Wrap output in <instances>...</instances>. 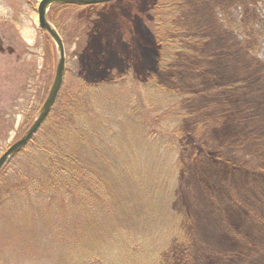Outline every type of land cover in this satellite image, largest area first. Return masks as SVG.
Returning a JSON list of instances; mask_svg holds the SVG:
<instances>
[{
    "label": "rangeland",
    "instance_id": "rangeland-1",
    "mask_svg": "<svg viewBox=\"0 0 264 264\" xmlns=\"http://www.w3.org/2000/svg\"><path fill=\"white\" fill-rule=\"evenodd\" d=\"M39 1L0 0V156L32 123L55 75L56 46L38 24ZM184 1L190 10L183 12L181 22L188 24L190 31L195 27L196 31L206 35V24L211 22L217 37L221 36L217 31L220 29L217 23H221L228 33H224L226 37L219 41L221 44L212 41L201 45L195 43L192 47L189 46L192 53L182 56L190 59L194 64L192 66L196 67L197 64L201 67L206 65V60H199L196 55L206 56L207 51L213 50L217 57L212 65L217 63L218 71L225 73L227 80L242 79L244 86L250 87L246 89L244 96H264V81L258 85V79L253 83L245 80L252 75L245 69H264V0H257L256 3L230 0L235 2L226 10L219 8L216 3L211 9L212 0H195L194 4L191 0ZM154 2L155 0H119L93 10L65 9L58 14L54 12L57 20H63L60 27H56L66 50L67 68L60 93L65 95L64 100H67L68 105H72L79 92L80 60L91 69H106L113 65L112 62L117 67L118 61L114 53L118 52L120 57L130 59L131 69L140 71L132 78L131 83L112 89L101 87L97 89L98 93L95 90L97 94L90 100L91 108H81L83 110L80 113L75 109L77 120L72 126H81L80 133L83 131L84 134H81L82 137L78 134L77 142L73 140L74 148L76 142L95 157L99 153V157L105 155L108 162L106 167L112 168L114 172L118 168L128 170L132 166H138V171L148 177L146 182L149 193L156 195L155 207L162 211L165 218L170 216L173 223L179 213L185 216V220L180 223V230L190 238H195L194 234L198 232L205 244L226 247L236 237L228 224L231 221L232 227L256 243L253 252L249 251L248 245L245 247L246 254L238 258L237 264H264V203H258V197L264 196V182L258 180L264 166H261L256 152H250L248 148L239 149L232 146L229 140H223L212 154H207L204 137L206 132L196 138V144L202 148L197 155L199 158L183 154L181 145V152L175 153L170 144L163 146L160 140L164 138L166 141V137L175 139L170 134L174 125L181 124V115H186V120L193 124L201 119L194 115L199 114L198 109L205 107L210 97L191 96L192 92L206 90L205 81L189 87L173 80L167 81L165 86L166 76L163 73H158L159 81L164 83L163 89L155 88L154 80L153 83L148 81L147 84L150 85L146 84L147 86L142 81L140 76L146 70L148 72V66L155 67L157 64L154 53L161 47L154 39V25L148 24V20L147 27L141 23L148 11L147 6ZM119 23L128 25L123 36L115 28ZM82 25L85 28L93 25V32H88L86 39L80 43L75 39V27ZM230 36L234 38L233 41L254 40V54L246 58L249 62L253 60V66L248 67V61H238L232 55L218 57L223 54L224 44L230 41L227 39ZM78 43L81 44V51ZM79 54L83 57H79ZM176 88L179 91L173 90ZM263 100L259 99L261 102ZM185 125H188L187 122ZM219 130L225 133L227 128L220 127ZM151 132L160 136L156 138ZM36 140L40 144V138ZM116 152H120V155L115 156ZM34 158L36 156L32 153L18 154L5 168L8 172L17 167L22 172H28ZM221 158L226 164H221ZM240 162H246L247 166L238 169ZM221 166H224L221 169L223 173L235 171L230 178L226 176L224 189L229 192L234 203L240 198L245 200L241 210L235 204L230 206L229 199L225 196L227 193L222 195L220 192L223 188L220 186L223 173L221 175L218 172ZM248 170L253 174L250 175ZM231 182L235 183L233 188L239 187L235 195L233 188L227 187ZM241 182H244L242 186ZM181 186L190 214L177 205L178 201L170 199L181 193ZM136 192H132L135 195L129 197L134 204L132 203L128 214L131 220L139 224V239L143 237L144 241L147 238L150 240L152 234L155 238H160L162 232L152 228L156 224L148 216L147 210L146 213L143 211V207L147 205L143 192L147 193V189L142 193ZM244 206L248 207L247 210H256V213L250 216L252 213L245 211L242 214ZM230 207H234L232 212H229ZM8 212L6 207L0 209V264H36L37 261L39 264H48L50 260L56 261L54 255L58 250L57 244L52 246L51 241L45 239L47 237L37 234L42 228L27 223L29 228L26 229L24 224L20 225L16 217H10ZM145 230H149L145 233L148 236L144 235ZM146 242L148 243L147 240ZM179 254H182V250ZM177 262L182 263L180 256Z\"/></svg>",
    "mask_w": 264,
    "mask_h": 264
},
{
    "label": "trees",
    "instance_id": "trees-1",
    "mask_svg": "<svg viewBox=\"0 0 264 264\" xmlns=\"http://www.w3.org/2000/svg\"><path fill=\"white\" fill-rule=\"evenodd\" d=\"M191 1L192 4L195 3V0ZM247 1L257 2V0ZM185 2L184 0H155L153 4L147 6L148 11L141 19V23L145 26L146 20H148V24L154 25L156 32L154 39L161 47L154 53L157 57L155 67L148 66V72L146 70L140 77L145 85L148 81L154 80L155 88L161 89H163L164 83L159 81L158 73H163L166 76L165 86L167 81L173 82V80L180 85L184 84L189 87L203 84L201 81H205L206 90L192 92L191 96L200 95L210 98L204 105L205 107L198 109L199 114L194 115L201 119L193 124L186 120V115H181V124L174 125L170 134L175 139H167L165 136L166 141L163 140L164 138H160V140L163 146L170 144L175 153L181 152L179 149L181 145L183 154L199 158L197 155L202 148L196 144V138L203 136V133L206 132L204 137L208 149H206L207 154H212L221 141L229 140L232 146L239 149L248 148L250 152L254 150L260 159L261 166H264V100L259 101V99H264V96L250 98H248L250 94L244 96V92L250 87L244 86L245 82L242 79L230 78L227 80V75L218 71L217 63L212 65L217 57L213 50V52L207 51L206 56L196 55L199 60H206V65L201 67L197 64H195L196 67L192 66L194 65L192 61L186 56H182L192 53L189 51V46L195 43L201 45L204 42L207 44L212 41L221 44L219 41L226 37L224 33H228L221 23H217L220 28L217 31L221 34L217 37L211 22L206 24V35L200 33L199 30L196 31L195 27H192L193 29L190 31L189 25L181 22L183 12L190 10L189 5L187 6ZM212 2L211 9L216 3L219 8L226 10L235 1L212 0ZM104 4L83 7L54 5L50 11V19L60 27L63 20H57L58 12L65 9L93 10ZM128 14L131 18V13ZM75 28L77 33L75 39L80 43L84 41V38L86 39L85 35L88 32H93V25L86 28L83 25ZM115 28L118 34L123 36L128 25L119 23ZM227 39L230 41L225 42L223 54L221 53L218 57L232 55L236 60L245 62L248 61L246 58L253 56L252 42L254 40L241 42L236 39L233 41L232 36ZM80 43L78 44L81 51ZM119 53L121 54V52ZM114 56L118 61L117 67L112 62L113 65H109L106 69L87 68L80 60L81 68L78 74L80 88L76 99L72 101V105H68L67 100H64L65 95L62 96L63 93H59L48 118L19 153H32L36 156V159L32 160V168L29 167L28 172H22L19 167L10 169V172L6 168L1 171L0 209L6 207L10 217H16L19 224H24L26 229L29 228L27 223L41 227L42 229H39L37 234L47 237L45 239L51 241L52 246L57 244L58 250L54 255L56 261L50 260L48 264H237L238 258H242L246 254L245 247L248 245L249 251L253 252L256 243L250 237H245L237 228L232 227L231 221L228 224L233 228L236 237L234 240H230V245H226V247L205 244L200 239L201 236L198 232L194 234L195 238L184 235L181 233L180 223L185 220V216L179 213L180 215L175 216L174 223L171 218L169 219L170 216L165 218L162 211L155 207L156 195L149 193L146 182L148 177L146 178V174L143 175L138 171V166H132L128 170L118 168L114 172L111 170L112 168L106 167L108 162L105 155L99 157V153L95 157L88 150L79 147V143H76L78 134L82 137L81 134L84 133H82L83 131L80 133L81 126L75 128L72 126L77 120L75 109L80 113L83 110L81 108H91L92 101L90 100L96 96L98 88L121 87V85L131 83L132 78L140 73L139 69H131L132 65L127 57H120L118 52L114 53ZM132 56L131 53L130 57ZM79 57L83 56L79 54ZM247 63L248 67L253 66V60ZM245 70L252 73V75L249 74V78H245L247 82L253 83L258 79V85L262 84L264 69ZM167 73L173 74L168 75ZM150 87L154 88L152 85ZM166 89L169 90L168 87ZM173 90L179 91L178 88ZM184 119L188 125H185ZM218 127L227 128V130L225 133L224 131L220 132L222 130H219ZM151 133L156 138L160 136L154 132ZM182 137L185 138L182 139ZM38 138H40V144L36 140ZM74 139L76 141L75 148ZM118 154L120 155V152L114 153L115 156ZM219 161L221 162L222 158ZM223 163L226 164L224 160L221 164ZM243 166H247L246 162H240L238 169ZM222 167L224 166H221L218 171L221 175ZM234 172V170H229L223 173L220 182V186H223L220 191L222 195L227 193L224 189L226 176L230 178ZM248 173L253 174L250 170ZM243 175L245 176V174ZM135 179L137 183H135ZM138 180L141 182L139 183ZM258 180L264 182V170ZM241 184L243 185L244 182ZM227 187L231 189L235 187V183L231 182ZM237 188H233L234 195L238 191ZM146 189L147 193L143 192ZM136 191L143 192V196L146 198L147 205L143 207V211L146 213L147 210L148 216L156 224L152 228L162 232H158L162 234L160 238H155L152 234L150 240L146 239L148 243L146 240L144 241L143 237L139 239L140 235L137 231L139 224L131 220L128 214L133 203L130 202L131 198L129 199V197L133 193L136 194ZM180 192L178 196L174 195L170 199L178 201L177 205L183 207L182 210L190 214L182 186ZM225 196L226 199H229L230 206L235 204L241 210L245 204V200L242 198L234 203L229 192ZM258 198L260 199L259 205L264 203V196ZM247 208L244 206L241 213L251 212L250 216L256 213V210H247ZM233 210L234 207H230L229 212ZM146 232L149 230L144 231V235L148 236V233L145 234ZM181 250L182 254H179ZM58 251L59 253H57ZM178 254L182 263L177 262ZM17 264L28 263L19 262ZM36 264L39 262L37 261Z\"/></svg>",
    "mask_w": 264,
    "mask_h": 264
},
{
    "label": "water",
    "instance_id": "water-1",
    "mask_svg": "<svg viewBox=\"0 0 264 264\" xmlns=\"http://www.w3.org/2000/svg\"><path fill=\"white\" fill-rule=\"evenodd\" d=\"M110 1L112 0H40L37 7L38 24L56 46L57 63L55 75L48 94L41 107L37 111L32 123L24 131L21 137L11 144L0 156V173L5 168V166L9 164L10 161L31 141V139L46 121L52 111L54 104L56 103L64 82L67 68L65 44L58 29L49 19V8L54 4H75L87 6L102 4Z\"/></svg>",
    "mask_w": 264,
    "mask_h": 264
},
{
    "label": "flooded vegetation",
    "instance_id": "flooded-vegetation-1",
    "mask_svg": "<svg viewBox=\"0 0 264 264\" xmlns=\"http://www.w3.org/2000/svg\"><path fill=\"white\" fill-rule=\"evenodd\" d=\"M112 2V1H111ZM108 3H110V2H108Z\"/></svg>",
    "mask_w": 264,
    "mask_h": 264
}]
</instances>
